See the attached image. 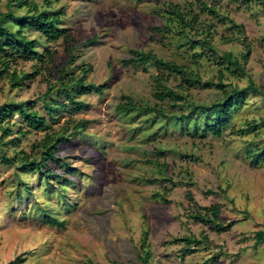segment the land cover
<instances>
[{
    "label": "rangeland",
    "instance_id": "rangeland-1",
    "mask_svg": "<svg viewBox=\"0 0 264 264\" xmlns=\"http://www.w3.org/2000/svg\"><path fill=\"white\" fill-rule=\"evenodd\" d=\"M207 1L217 3L214 13L203 11L199 0L54 2L64 9L61 25L70 28L74 41L60 38L40 44L43 62H13L12 70L18 72H33L38 64L39 73L25 84L13 86L8 77L0 81V104L31 100L33 108L48 117V128L42 130L29 129L20 116L10 117L12 134L0 145V264H143L145 258L147 264H264V242L255 243L256 230L264 228V159H259L257 149L264 143V97L246 90L243 105L221 135L203 132L202 115L194 123L159 120L148 112L137 117L133 111L132 125L116 109L126 100L172 107L171 98L162 101L156 96L155 76L160 71L152 61L127 63L133 49L196 70L203 82L223 73L229 79L226 84L244 87L253 80L264 88L262 5L256 0ZM171 4L199 15L194 29L183 32L177 22L166 21L168 11L163 10ZM8 8V0H0V12ZM29 34L40 35L34 29ZM207 34L216 48L204 45ZM188 38L199 43L188 44ZM223 50L240 59L249 52L246 72L220 70L216 59ZM71 53L74 60L67 65L65 81L87 69V82H109V86L103 94L75 93L87 108L72 111L68 106V112L62 109L51 116L44 94L52 83L61 86L60 69ZM164 72V82L179 90L182 77ZM188 90L197 102L220 96L215 86ZM52 98H58L55 91L46 99L52 102ZM60 99L68 101L65 96ZM182 107L191 110L187 103ZM84 119L89 120L86 129L71 135L73 126ZM245 120L257 125L242 133L239 128ZM64 129L70 139L60 147L62 159L44 163L54 170L51 178L19 169L23 155L40 158L46 131ZM17 136L19 140L7 142ZM4 154L17 159L7 161ZM20 183L27 185L25 189L17 186ZM211 203L221 205L224 222H233L230 229L212 230L187 213ZM193 234L207 235L208 243L183 256L179 237ZM143 244L149 246L148 256Z\"/></svg>",
    "mask_w": 264,
    "mask_h": 264
},
{
    "label": "trees",
    "instance_id": "trees-1",
    "mask_svg": "<svg viewBox=\"0 0 264 264\" xmlns=\"http://www.w3.org/2000/svg\"><path fill=\"white\" fill-rule=\"evenodd\" d=\"M199 1L201 2L200 7L203 11L214 13L218 8L216 5L217 3L215 2H211V4H209L207 0ZM256 1L257 3H260L264 9V0ZM54 2H58V0H42L41 2H38L37 0H8V10L0 12V81L4 77H8L13 86H21L25 84L26 82L34 79L35 75L39 73L40 70L38 64L35 67L36 70L33 72H18L17 70H12L13 62L19 59H36L43 62L45 60V53L43 51L41 52L39 49L40 44L46 45L47 42L60 38L66 39L68 43H72L74 41L70 28L61 25V16L64 13V9L56 8L54 6ZM13 6L25 8L26 11L25 13H17L13 10ZM167 7L163 10V12L168 11V18H166V21L177 22L181 31L183 32H185L186 29L189 31L195 28L194 23L198 22V14L191 15L194 13L191 10L185 13L182 10L183 7L179 4H171ZM163 12L161 13V16H164ZM224 16L225 15H223V17ZM240 28L242 30L244 25L240 24ZM33 29L39 32L40 35H30L29 32H31ZM157 29L161 30L162 28L159 27ZM209 35L210 34L203 36L205 43L203 44L208 45L211 47V49H214L216 46L213 44V38H210ZM182 43L183 42H181V44ZM186 43L196 44L199 43V41L188 38V42ZM46 51H48V48H46ZM131 51L134 56H131L129 59H127V63L141 64L152 61L160 71V73L155 76L156 88H158L159 91L156 92V96L162 101H165L168 98H171V101H173L170 110L165 109V106L160 105L159 103L152 105H148L146 103L137 104L132 100H126L118 103L116 109L132 125L134 122L133 118H130V113L133 111H136L137 117H141L143 113L148 112L149 115H152L154 118L156 117V119L159 120H163L165 118H169L170 120L171 118H179L186 121H193L194 123H198L200 121H197L198 116L202 115L204 116L205 122L203 132L221 135L224 128L229 124L230 118L235 110L243 105L245 101L244 92L246 90H253L264 97V88L257 85L253 80H251L250 83L244 87H240L237 83H231L230 81L229 84H226L224 81L229 79H226L222 73L203 82L201 75L196 70H187L185 65H180L170 60H164L152 52H141L134 49ZM248 56L249 52L244 51L242 53L243 58L240 59L231 50H223L217 55L218 58L216 59V63H220L222 65L220 70L229 71L234 74L236 72L245 73V63ZM72 60H74V56L71 53L67 63L60 69L58 79L62 83L61 86H58L56 82L52 83L49 85L44 94V105L51 116H54L58 112L60 113L62 109L68 112V106L72 111H78L87 108L88 104L84 100L76 99L74 94L90 92L103 94L105 88L109 86V82H87V69L84 70L85 72L83 74L81 73L77 77H72L68 81H65L64 79L67 78L69 74L67 65L70 64ZM164 70L170 71L172 74H177L182 77L183 83L180 84L179 90L169 87L164 82ZM184 83H187L190 86L187 88H181ZM196 86H200L202 88L215 86L217 90L220 91V96L211 102H197L192 93L188 90L189 88L191 89L192 87ZM52 91H55V93L58 95V98H52V102H48L46 98L52 95ZM64 96L67 97V102L60 99V97ZM32 103L33 102L31 100H11L0 104V129L2 130V134L0 136V145L6 143V141L3 139L5 137L8 138L12 134V129L9 126L12 117H22V119L29 126V129L34 128L42 130L48 128V117L46 115H42L38 110L33 108ZM184 103H187L191 107L189 112H186L182 107ZM148 114L147 119H150ZM88 122V119H84L76 123L73 126L74 133H71V135H81L82 131L86 129L85 127H87ZM261 123L264 125V118L261 119ZM244 124L245 125L243 127L241 126L239 128V130H242V133L249 128L255 127L257 125V121H255L253 124L251 121L249 122L247 120L246 122L245 120ZM232 127H235V125ZM141 129L139 127L137 128V130ZM66 131H68V129L61 131H46L40 141V158L37 156H30V154L23 155L18 164L19 169L32 173L37 172L41 177H44L42 175L44 173L47 176L52 175L54 170L49 168V166H44V163L53 158H57L55 160H60L59 158L61 157L58 156L60 147L63 142H66L67 139H70ZM19 133L24 134L25 131L21 130ZM19 139L20 138L17 136L11 140L8 139L7 142H15ZM257 149L259 150V159L263 160L264 143L262 146L258 145ZM260 150H262V152H260ZM256 156L257 155H255V157ZM3 157L10 162H13L17 159L15 156H7L6 154H4ZM160 172L162 173V171ZM164 175L161 176L162 179L166 177ZM17 186L20 189H25L27 185L20 183ZM220 190L222 192L226 191L224 188H222V186H220ZM187 213L191 217H195L197 220L210 225L212 230H228L233 225L232 221L228 223L224 222L221 216V205L218 203H211L207 206H198L197 209L192 207V209H189ZM46 216L50 217L52 221L58 220L54 215L47 214ZM179 238L184 242V246L181 249L183 256L196 251L201 243L207 244L209 240L207 235L203 238H198L195 234H193V236L183 235ZM263 242L264 228L258 229L255 232V243L260 244ZM142 247L144 250H147L146 256H148L150 254L148 248L149 246L147 244H143ZM143 264H147V258H145Z\"/></svg>",
    "mask_w": 264,
    "mask_h": 264
}]
</instances>
